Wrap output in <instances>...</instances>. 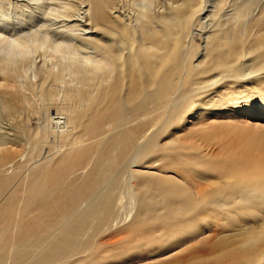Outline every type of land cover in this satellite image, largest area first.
Returning <instances> with one entry per match:
<instances>
[{
	"label": "bare ground",
	"instance_id": "bare-ground-1",
	"mask_svg": "<svg viewBox=\"0 0 264 264\" xmlns=\"http://www.w3.org/2000/svg\"><path fill=\"white\" fill-rule=\"evenodd\" d=\"M50 1L51 18H75L73 26L62 21L63 28L79 31L88 23L97 33L86 28L85 33L80 30L71 39L55 42L56 32L42 36L35 29L25 36L21 32L29 28H21L14 29L13 36H19L15 42L3 46L8 55L0 59V264L65 263L99 247L97 235L121 220L130 221L127 227L132 231L159 228L167 235L182 219L207 207L237 213V222L226 227L234 233L224 234L220 223L188 226L173 252L165 251L163 259L149 263L264 264V157L251 156L262 141L258 137H251L247 149L227 151L191 183L165 175L144 178L141 190L131 185L139 177L131 171L134 166L146 172L155 165L162 174L163 163L143 162L165 149L157 144L160 129L144 124L150 122V112L162 110L168 116L175 98L182 96L187 110L202 94L229 84L249 86L260 93L254 99L264 114V0H212L210 6L208 0ZM200 28L207 33L197 43L194 34ZM24 48L35 55L44 48L39 55L44 59L28 57ZM57 53L78 57L67 65L70 79L63 67L47 60ZM30 66L34 79L22 78ZM51 110L57 112L55 117ZM43 113L44 135L32 137L35 147L30 150L24 129L31 132L32 114L39 121ZM79 124L78 140L86 145L72 152L65 143ZM6 125L16 133L8 132ZM96 144L102 146L101 154L92 150ZM168 145L175 147V140ZM120 170L127 172L125 195L131 196L130 209L122 213L107 201L112 200L110 187L92 200L99 186L107 179L112 185ZM78 179L83 181L74 185ZM17 195L24 198L21 208L27 214L14 225V214L22 205Z\"/></svg>",
	"mask_w": 264,
	"mask_h": 264
},
{
	"label": "rangeland",
	"instance_id": "rangeland-1",
	"mask_svg": "<svg viewBox=\"0 0 264 264\" xmlns=\"http://www.w3.org/2000/svg\"><path fill=\"white\" fill-rule=\"evenodd\" d=\"M23 1L24 0H0V30L2 31V35L0 36V44H2L0 46V59H4L8 55L6 53L8 51H6L3 46L15 42L14 38L18 36L16 34L15 36H13L15 31L14 29H19L18 31H21V28H25V30L29 28V31L27 30L21 32L22 34L25 33V36L28 35L31 31L35 32V29L36 31H39L42 36H45L44 34H46L47 36L48 34H51V32H56L58 34L53 33L52 35L53 37L56 36V39L53 40L55 42H57L56 40L66 41L67 38L71 39L75 34L79 33L80 30H82L83 33H85L86 31L90 34L97 33L96 28L90 26L88 23H85V28L79 27V31L75 27L73 31L63 28V22H68L73 26L71 21L73 19L75 20V18H70L71 20H65L62 18H58L59 20H56L54 17L51 18V16L47 14V8L52 5V2L50 0H39L40 3L36 0H25V2ZM208 1V5H212V0ZM23 3H25L24 5L27 6H24ZM31 3L34 4L32 5ZM38 3L42 5L43 8L45 7L43 11L39 5L37 6ZM18 4H20L21 8H19L20 6ZM27 7H29L30 9H28ZM28 10L30 11L27 12ZM23 12H25V16H19L23 14ZM37 13L39 15H42H40L41 18ZM34 14L36 15V17ZM21 17L24 18L22 19ZM49 18L56 22L51 21ZM37 19L41 21L39 22V20ZM27 20H30L29 22L31 24H29ZM36 22L39 23L36 24ZM58 22L60 23V25ZM25 23L28 25V27L25 26ZM33 25L35 28L33 27ZM39 26L41 27L39 28ZM52 27L54 31L51 30ZM60 28L64 31L61 32ZM47 31H49L50 33ZM32 32L30 34H33ZM206 33V29L200 28L194 34L195 41L199 43L201 41V37H203ZM59 34L63 36L60 37ZM65 35L68 37H66ZM23 51H27V53H25L28 57L34 56L35 58L39 59V55L42 56V53L45 50L44 48L41 49L39 53L36 54L38 55L37 57L34 54V50L24 48ZM31 51L32 53H30ZM18 55L19 54H17V58L20 59ZM50 56L52 57V59ZM50 56H48L47 60L49 59L50 63L58 65L59 68L63 67L64 75H67L66 78L70 79L71 72L69 71L67 65L71 59L78 57H76L75 55L67 56L63 53H57ZM80 56V59L82 60L97 64V61H91L85 55ZM42 59L44 58L41 57L40 60ZM50 63L49 65H52ZM29 69H23L24 71H22V78L30 77L34 79L31 66L29 67ZM234 85L235 84H229L226 85L227 87H223L227 88L226 90H223V88H221L217 92L202 94L201 96L196 98V102H194L193 105H190L189 109L187 110L185 109L182 96H180L172 101L171 108L168 110V116H164V112L162 110L153 111L148 114L147 118L150 119V122H147L148 124L146 123L144 125H147V129H160L161 136L159 140H157V144L158 146L165 147V149H163L161 152L157 151V153L147 156L143 160V162H146V164H155L156 162L163 163V168L161 169L162 174L158 171H155L158 169L155 165H152L155 167L154 170H147L146 172L141 171L140 165L132 167L131 171L137 172V174H139L137 181H133L131 183L134 189L141 190L145 186V184H143L144 178H161L165 175L175 176L185 183H191L192 181L197 180L203 174H205L207 169H211L212 167H214L217 161L222 160L221 158L227 151L233 152L236 150L247 149L248 141L253 140L251 137H258V139L262 140L259 141L260 145L258 149L252 152L251 156L256 159H262L264 157V129L256 128L257 124L264 125V114L260 113L262 109H259L260 107L254 99L257 95H260V93H258L255 88L249 86H245L240 89ZM190 90V88L188 90L182 89L178 94H185ZM182 91L186 92L182 93ZM140 103L141 105L143 104V99L137 102V106H139ZM29 111V109L26 110L27 115L28 113H30L31 115V112ZM50 113H52L51 115L53 117L57 115V112L54 110H51ZM172 116H174V118L169 121ZM40 117V120L37 121V117L32 114L31 125L33 128L31 132H29L26 128L24 129L25 139L30 145V150H33V148L35 147V143L33 142L32 137L35 134H37L38 136L44 135L43 130L45 129V126L47 124V122L45 121V113L40 115ZM79 126L80 127L74 128V131L71 135L72 139L67 140L65 143L66 146L72 149V152L86 145L84 143L85 140H78V135L80 133L82 125L79 124ZM139 126L143 127V125ZM6 128H10L8 132H10L12 135L14 134L13 132L16 133V130H14L12 126L10 127V125H6ZM11 129L14 131H12ZM135 129H138V131L140 132L144 130V128L138 127ZM170 139L175 140V147L169 148L170 145H168V142ZM76 141H80V143L74 145V142ZM92 150L94 152H97L98 154H101L103 152V148L102 146H100V144L92 146ZM154 161L156 162L154 163ZM116 171L117 169L114 168L113 174ZM80 173H82V171L77 174H79L80 176ZM22 174L25 175V171H23ZM73 174H71L69 178H71ZM77 174L72 176L73 180ZM125 174H127V172H124L123 170L118 171L116 177L112 180V185L110 184L109 179H107L106 182H103L99 186L94 196L92 195V200H98L103 192H105L106 189L110 187V190L112 191V200L107 198V201L112 205H117V208L114 207V209L117 211H121V213L123 210L128 211L130 209L129 204L131 196L125 195V192H127V190L129 192V189H125L127 188V186H129V182H127L128 175L124 176ZM82 181V179H78L77 181H75L74 185L80 184ZM22 194L20 195L22 196ZM21 196L17 195L16 197L21 200V203L18 202V204L22 205H19L17 212H15L14 214V225L17 224L18 218H25L27 214V212H24L25 210L21 208L24 205V198ZM33 201L37 202L36 200ZM233 218L235 219L233 220ZM238 219L239 215L237 213H233L232 211L215 210L207 207L197 216H188L186 220L182 219V224L175 225L172 230L167 233V235H164V233L159 228L152 229L149 232H145L143 228L132 231L127 227V224L130 221L125 222L124 220H121L117 222V227H114L110 231H106L103 234L97 235V239L99 240L100 244L99 247H93L89 251L80 254L77 257L71 258L65 263L56 264H152L149 262H156L164 258L162 254L163 252H173V250L177 246V243L184 239V233L187 230L188 226L198 229V227L207 228L220 223L222 225H225L224 234H231L234 233V231H229L226 227L231 226V223L233 221L237 222ZM88 236L89 235L87 234L83 238V240L87 239ZM117 239H121V242H115L114 244H112L113 240Z\"/></svg>",
	"mask_w": 264,
	"mask_h": 264
}]
</instances>
